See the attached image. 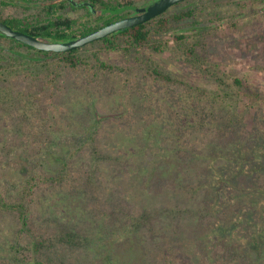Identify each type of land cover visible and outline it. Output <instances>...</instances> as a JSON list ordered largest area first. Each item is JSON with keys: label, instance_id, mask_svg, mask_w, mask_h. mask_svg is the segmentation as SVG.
Listing matches in <instances>:
<instances>
[{"label": "rangeland", "instance_id": "1", "mask_svg": "<svg viewBox=\"0 0 264 264\" xmlns=\"http://www.w3.org/2000/svg\"><path fill=\"white\" fill-rule=\"evenodd\" d=\"M217 2L223 13L230 9L229 3L248 5L245 13L235 19L234 30L227 21L223 22L219 37L209 50V57L221 63L226 86L207 80L176 52L151 54L165 72L209 91L211 97L204 104V112L194 117L193 127L183 128L184 122H179L184 97L178 98V93L173 94L172 90L158 88L149 82L140 86L146 93L143 97L136 88L125 87L118 77L78 85L74 74L64 75L65 88L57 102L67 112L59 125L48 115V104L38 98L40 95L34 93L33 87L29 96L32 110L0 112V193L4 198L16 196L34 172L38 173V176L35 174L36 182L40 176L57 172L68 154L80 149L79 158L70 161L74 180L67 182L60 191L39 184L34 195L40 201V207L33 211L36 228L52 230L55 253L62 255L66 264H159L163 255L155 248L161 231L155 235L147 231L149 252L139 247L137 234H132L137 233L132 221L139 209L130 203L128 196L137 193L140 198L136 200L145 203L144 192L138 194L137 188L146 183L127 175L140 171L149 179L153 173L150 169L155 165L162 167L159 170L168 168L169 158H178L180 151L186 153L187 160L178 163L175 177L178 179L191 169L194 177L186 181L196 186L199 177L205 175L206 179L207 176V182H200L197 187L203 189L207 185L210 196L206 199L204 190L200 189L191 196L184 195L176 187L178 182L171 178L152 183L155 185L150 190L160 192V200L149 205L154 211L175 208L199 211L197 219L191 222L188 219L178 221L176 230L180 226L178 232L181 231L182 236H175L177 243L173 249L178 248L187 259L190 252H197L192 259L197 264H243L242 258L253 264H264V4L257 0ZM200 3L208 4L202 1L198 5ZM142 6L146 5L139 3L138 7ZM80 13L82 11L69 14L77 16ZM15 14L20 15L21 11ZM193 22L187 23L182 30H192ZM164 37L172 46V39ZM102 58L119 66L132 64L121 53H104ZM234 79H241L243 84L257 90L261 100L252 103L243 92L236 94ZM222 89L230 98L226 103L213 101V94ZM140 99L145 101L147 109L135 107L142 102ZM40 108L44 109L39 112ZM235 117L241 118L243 124L230 131L234 133L230 142L225 140L224 132ZM94 128L96 139L87 140ZM95 151L102 160L99 168H95V187L88 185L86 188L88 182L82 178L91 175L94 159H85L94 156ZM125 153L134 161L130 164L133 167L119 168L110 164L109 154L122 157ZM222 178L226 179L225 183L219 184ZM114 179L121 180L114 182ZM179 186L182 190L181 184ZM73 188L77 191L71 193ZM85 210L100 217L95 220L82 218ZM201 210H206L209 216L201 217ZM163 222H153L154 229ZM15 229H18L16 217L0 212V264H12L9 256L12 255L10 247ZM72 231L84 237V241L78 240V243L74 240V247L65 242L71 241L68 234ZM207 233L213 234L212 240L202 238ZM221 246L224 255L219 259L205 258L207 253Z\"/></svg>", "mask_w": 264, "mask_h": 264}, {"label": "trees", "instance_id": "2", "mask_svg": "<svg viewBox=\"0 0 264 264\" xmlns=\"http://www.w3.org/2000/svg\"><path fill=\"white\" fill-rule=\"evenodd\" d=\"M152 1L155 0H78V4L75 6L69 0H0V22L13 30L40 40L67 42L85 36L117 20L132 16L135 13L131 7H138L141 2L147 5ZM202 1H206L208 4L200 3L198 5ZM217 1L186 0L180 2L148 22L123 31L114 32L84 47L66 52L57 53L36 50L0 33V112H26L27 110H32L34 107L29 96L30 89L33 87L34 93H39L40 95L38 98L48 104L46 105L48 115H51L56 124L59 125V123H63L62 116L67 112L57 102L65 88L64 75L74 74L78 85L93 84L102 78L118 77L122 80L125 87L136 88L138 94L143 97L146 96V93L140 89L143 82L153 83L158 88H167L172 90L173 94L178 93V98L184 97L182 102L185 103L180 110L182 117L179 122H184L183 128L188 125L193 127L196 120L194 117L203 111L205 102L211 97L209 91L202 86L192 85L171 73L165 72L151 58V54H163L169 50L176 52L181 59L195 68L207 80L213 81L220 86H226V81H224L220 69L221 63L209 57V50L212 43L218 39L223 22L227 21L230 29L234 30L237 26L235 19L245 13L244 8L248 5L229 3L231 5L230 9L223 13L220 10L221 5ZM257 2L264 4V0H257ZM86 3L92 6L93 11ZM233 5L234 7H232ZM177 8L180 9L174 10ZM123 9L125 10L123 11ZM8 10L14 11L7 13ZM17 10L21 11L20 15L15 14ZM76 11H82V13L77 16L69 14ZM192 21H194L190 25L193 28L192 30H182L183 27L187 26V23ZM164 36L172 39V46L169 45L168 40ZM104 53H121L128 61H132V64L119 66L107 62L102 58ZM233 83L237 90L236 94L243 92V96L252 103L253 101L261 100L260 93L243 84L241 79H234ZM213 95H215L212 98L213 101L217 102L223 101L226 103V99L230 98L228 92L223 89L220 93ZM189 99L190 101H188ZM135 107L137 109L141 108L140 110L147 109L144 100L136 104ZM43 109L40 108L39 112ZM241 120V118L235 117L231 120V124L226 126L227 130L224 132L225 140L232 141L234 133L230 131L241 126L243 124ZM24 124H26V121ZM96 136L94 128L86 139L94 141ZM179 136L181 137L183 134L179 133ZM79 151L80 149H77L69 153L68 159L61 163L57 172L40 176L37 182L35 174L38 176V173L34 172L31 177L25 180L16 196L11 195L8 199L7 197L4 198L0 193V212L5 215L13 214L18 223V229H15L17 231L14 230L15 233L12 232L14 241L10 247L12 255L9 256V263L66 264L64 257L55 253L57 249H55L56 243L53 241L52 230H37L36 228L37 221L33 211L40 207V201L34 195H36L37 191L35 189L39 187V184L46 185L48 189L56 188V190L60 191L67 182L74 180L75 175L70 169V161L72 158H79ZM96 152H93L94 156L91 157L90 155V157L88 156L85 159V161L94 159L92 161L93 165H91L93 166L91 175L89 173L88 176L82 178L83 181L87 180L88 182L86 188L88 185L95 187L94 179L97 175L95 170L99 168V162L102 160V156ZM179 153L178 158L174 156L169 158L168 168L159 170L162 167L155 165L153 169H150L153 173L149 179L142 175L143 173L140 171L127 175L132 180L136 179L138 182L146 183L144 186L141 185V188H137L138 194L144 192L143 199L145 203L140 204L136 200V198H140L137 193L128 196L130 203L139 209L138 212L135 211L132 221L137 233L132 232V234H137L138 241L136 240V243L140 244L139 247H144V250L149 252L146 244L147 231L149 230L153 235L161 231V234L156 239L157 245L155 248V250L160 249L163 255V260L159 264H197L192 260L193 255H196L197 252H190L187 259L185 255L179 252L178 248H173L177 243L175 236L177 238L182 236L181 231L178 232L181 227L179 226L178 230H176L178 221L188 219L191 222V220L197 219L199 211L195 213L190 209L182 210L177 208L162 212L158 209L154 211L149 205L160 200V192L154 193L151 191L152 185L171 178L170 180L178 182L176 187L184 195L191 196L200 189L204 190L205 198L208 199L210 193L207 185H204L203 189H198L197 187L200 182H207V176L206 179L205 175L199 177L196 186H193L190 181H186L194 177V171L190 172L191 167L185 168L190 170H187L183 174L184 176H179L178 179L175 177L178 163L187 160L186 153L181 151ZM122 155V157H118L109 154L110 164H114V166L119 168L133 167L130 164H133L134 161L128 158L126 153ZM28 158L32 161L31 155ZM188 172L191 174L189 175ZM135 175L136 177H133ZM222 179L223 182H219V184L225 183L224 180L226 179ZM119 180L121 179H114V182ZM154 181H157V183L152 184ZM180 184L182 190L179 186ZM74 190L77 191L76 188H73L71 193ZM78 191L86 193L84 189H79ZM173 191L176 192L175 189ZM85 198L87 200V197ZM201 211V217L209 216L206 210ZM84 217L87 220L88 218L95 220V217L99 218L100 216L85 210L82 212V218ZM162 220L164 221L162 225H157L154 229L153 222L161 223ZM146 228L148 229L146 230ZM215 230L213 228L212 232H215ZM209 234H204L202 238L206 239L205 241H208L209 238L212 240L213 234L211 236ZM68 235L71 241L67 240L65 242L66 244H72L73 247L76 242L78 243V240L84 241V237H79L77 232L72 231ZM222 246L224 247L225 244L223 243ZM222 246L217 247L214 252L207 253L205 258L219 259L220 256L224 255ZM249 261L247 258H242L243 264H253ZM202 264L208 263L202 262Z\"/></svg>", "mask_w": 264, "mask_h": 264}, {"label": "water", "instance_id": "3", "mask_svg": "<svg viewBox=\"0 0 264 264\" xmlns=\"http://www.w3.org/2000/svg\"><path fill=\"white\" fill-rule=\"evenodd\" d=\"M71 1L75 6L78 4L73 0ZM186 0H155L146 6L142 7H131L135 15L122 18L109 25H106L96 31H93L85 36L79 37L77 39L67 41V42H49L37 39L33 36L27 35L25 33L13 30L9 26L0 22V33L4 34L8 38H12L24 45L33 47L36 50L46 51V52H66L73 49L84 47L85 45L98 41L108 35L123 31L134 26L148 22L152 18L161 15L167 9L172 6L183 2ZM90 6V4L86 3ZM91 11H93L92 6H90ZM125 9H123L124 11Z\"/></svg>", "mask_w": 264, "mask_h": 264}, {"label": "flooded vegetation", "instance_id": "4", "mask_svg": "<svg viewBox=\"0 0 264 264\" xmlns=\"http://www.w3.org/2000/svg\"><path fill=\"white\" fill-rule=\"evenodd\" d=\"M133 15H135V14H133Z\"/></svg>", "mask_w": 264, "mask_h": 264}]
</instances>
